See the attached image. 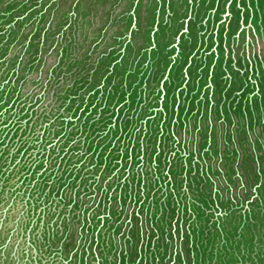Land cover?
Here are the masks:
<instances>
[{"label": "rangeland", "instance_id": "obj_1", "mask_svg": "<svg viewBox=\"0 0 264 264\" xmlns=\"http://www.w3.org/2000/svg\"><path fill=\"white\" fill-rule=\"evenodd\" d=\"M0 264H264V0H0Z\"/></svg>", "mask_w": 264, "mask_h": 264}]
</instances>
